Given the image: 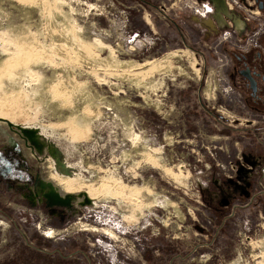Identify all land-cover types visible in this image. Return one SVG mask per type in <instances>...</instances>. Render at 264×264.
<instances>
[{
  "label": "rangeland",
  "instance_id": "1",
  "mask_svg": "<svg viewBox=\"0 0 264 264\" xmlns=\"http://www.w3.org/2000/svg\"><path fill=\"white\" fill-rule=\"evenodd\" d=\"M234 1L0 0V264H264Z\"/></svg>",
  "mask_w": 264,
  "mask_h": 264
},
{
  "label": "flooded vegetation",
  "instance_id": "2",
  "mask_svg": "<svg viewBox=\"0 0 264 264\" xmlns=\"http://www.w3.org/2000/svg\"><path fill=\"white\" fill-rule=\"evenodd\" d=\"M237 1L236 8L244 16L241 20L233 11V19L242 23L252 37L243 41L244 47L233 50L227 76L229 80L233 78L240 102L258 115L264 113V0Z\"/></svg>",
  "mask_w": 264,
  "mask_h": 264
},
{
  "label": "trees",
  "instance_id": "3",
  "mask_svg": "<svg viewBox=\"0 0 264 264\" xmlns=\"http://www.w3.org/2000/svg\"><path fill=\"white\" fill-rule=\"evenodd\" d=\"M15 229L14 231H16V234L20 235V234H23L24 231L20 228V226H14ZM43 248L42 246L39 244V243H35L34 244V248H27L25 245L24 247H22V255L21 256H29V257H25V258H30V257H38V258H41L43 256L46 257V255L41 251ZM26 253V254H24ZM6 262H9V263H6ZM1 264H14L12 263V261H3Z\"/></svg>",
  "mask_w": 264,
  "mask_h": 264
},
{
  "label": "water",
  "instance_id": "4",
  "mask_svg": "<svg viewBox=\"0 0 264 264\" xmlns=\"http://www.w3.org/2000/svg\"><path fill=\"white\" fill-rule=\"evenodd\" d=\"M211 1H214L217 5H221V7L225 8V12H226V6H225V3H224V0H211Z\"/></svg>",
  "mask_w": 264,
  "mask_h": 264
},
{
  "label": "built area",
  "instance_id": "5",
  "mask_svg": "<svg viewBox=\"0 0 264 264\" xmlns=\"http://www.w3.org/2000/svg\"><path fill=\"white\" fill-rule=\"evenodd\" d=\"M207 2H208V1H207ZM232 2H233V3H236L234 0H232ZM208 5H209V2L206 3V4H203V6L205 7V9H206L207 12H212V8H211V7L209 8Z\"/></svg>",
  "mask_w": 264,
  "mask_h": 264
},
{
  "label": "bare ground",
  "instance_id": "6",
  "mask_svg": "<svg viewBox=\"0 0 264 264\" xmlns=\"http://www.w3.org/2000/svg\"><path fill=\"white\" fill-rule=\"evenodd\" d=\"M135 140L137 141L138 140V138H135ZM94 230H96L95 228H93Z\"/></svg>",
  "mask_w": 264,
  "mask_h": 264
}]
</instances>
